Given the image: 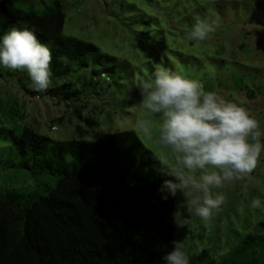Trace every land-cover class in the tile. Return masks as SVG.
I'll use <instances>...</instances> for the list:
<instances>
[{
    "label": "rangeland",
    "instance_id": "obj_1",
    "mask_svg": "<svg viewBox=\"0 0 264 264\" xmlns=\"http://www.w3.org/2000/svg\"><path fill=\"white\" fill-rule=\"evenodd\" d=\"M40 1L18 0L16 6L22 11L42 12L54 0ZM61 1L66 14L64 35L93 43L102 54L115 58L104 62L115 72L91 78V72H87V79L81 75L78 84L89 94L76 104H67L31 94L32 82L25 71L0 65L1 128L20 133L28 126L59 141L78 138L76 128L80 124L88 140L133 130L158 158L171 164L170 153L158 143L159 115H149L138 107L141 97L137 85L154 79L159 66L199 80L205 91L247 108L264 132V0ZM205 19L218 24L211 38L203 42L187 40L196 21ZM81 106L85 107V116L98 122L97 126L90 128L82 123L76 113ZM146 119L153 122L151 138L137 127ZM54 126L56 130H52ZM6 147L8 142L1 138L0 192L30 187L47 195L57 178H33L26 171L5 166ZM213 191L224 194L226 201L208 223L193 214L186 228L176 227L175 240L183 242L189 264L230 260L248 235L260 233L264 211L252 210L249 205L253 198H259L264 208V151L250 177ZM184 201L183 193L178 192L176 211ZM180 211L188 216L183 207ZM253 259L264 261V244L252 245L243 257L246 261Z\"/></svg>",
    "mask_w": 264,
    "mask_h": 264
},
{
    "label": "trees",
    "instance_id": "obj_2",
    "mask_svg": "<svg viewBox=\"0 0 264 264\" xmlns=\"http://www.w3.org/2000/svg\"><path fill=\"white\" fill-rule=\"evenodd\" d=\"M17 1L0 0V35L26 25L53 56L51 86L31 94L76 104L89 94L78 84L87 72L90 78L115 72L104 63L115 58L93 43L64 35L61 0L42 12L22 11ZM84 108L76 109L77 116L94 128L98 122L85 116ZM76 131L78 138L59 141L28 126L20 133L0 127V139L8 142L5 166L33 178H57L47 195L30 187L0 192V264H165L162 257L176 241L172 214L177 195L165 201L160 188L174 177L163 174L158 156L133 130L97 140L86 139L81 124ZM260 225V233L248 235L232 259L218 264H264L243 260L252 245L264 244Z\"/></svg>",
    "mask_w": 264,
    "mask_h": 264
},
{
    "label": "clouds",
    "instance_id": "obj_3",
    "mask_svg": "<svg viewBox=\"0 0 264 264\" xmlns=\"http://www.w3.org/2000/svg\"><path fill=\"white\" fill-rule=\"evenodd\" d=\"M2 23L0 17V26ZM217 28L216 21L197 20L186 39L206 41ZM52 60L51 49L26 25L0 35V65L25 71L37 93L46 92L52 84ZM153 76L137 85L138 107L149 115H159L158 143L172 158L171 164L157 158L163 174L175 178V182L168 179L162 184V199L183 193L184 203L172 214L178 229L186 228L193 214L208 223L226 201L224 194L213 190L250 177L257 169L264 151L260 121L242 105L205 91L199 80L159 66ZM137 127L151 138L152 120L139 121ZM181 207L187 217L182 216ZM249 208L264 211L259 198H253ZM162 259L165 264H189L182 241H173V249Z\"/></svg>",
    "mask_w": 264,
    "mask_h": 264
},
{
    "label": "built area",
    "instance_id": "obj_4",
    "mask_svg": "<svg viewBox=\"0 0 264 264\" xmlns=\"http://www.w3.org/2000/svg\"><path fill=\"white\" fill-rule=\"evenodd\" d=\"M38 98H40L39 96H37ZM57 128L54 126L53 128H52V130H56Z\"/></svg>",
    "mask_w": 264,
    "mask_h": 264
}]
</instances>
